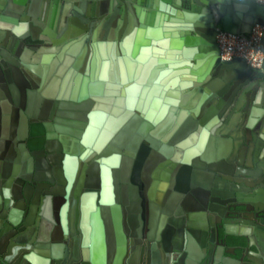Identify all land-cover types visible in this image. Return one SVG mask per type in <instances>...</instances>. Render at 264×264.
I'll list each match as a JSON object with an SVG mask.
<instances>
[{
    "label": "water",
    "instance_id": "95a60500",
    "mask_svg": "<svg viewBox=\"0 0 264 264\" xmlns=\"http://www.w3.org/2000/svg\"><path fill=\"white\" fill-rule=\"evenodd\" d=\"M255 23L261 68L221 59L218 31ZM182 45L199 46L201 60L191 65ZM0 86L17 110L28 95L41 113L52 105L33 121L77 150L58 145L54 159L46 139L44 174L38 159L18 170L15 158L6 173L0 162V264H264V153L254 162L239 150L253 119L264 134L263 4L0 0ZM119 168L140 217L126 218L116 195ZM241 217L253 230H227ZM228 237L239 258L224 255Z\"/></svg>",
    "mask_w": 264,
    "mask_h": 264
},
{
    "label": "crops",
    "instance_id": "0c3cea01",
    "mask_svg": "<svg viewBox=\"0 0 264 264\" xmlns=\"http://www.w3.org/2000/svg\"><path fill=\"white\" fill-rule=\"evenodd\" d=\"M180 48L182 49L180 50ZM180 48H179V51H185L188 49L190 50L188 53L191 56L188 58V61L190 62L191 65L194 66L197 61L201 60L200 58H195L196 55H200L199 46L197 47L195 45L194 47H187L185 45H182ZM96 49L98 51V47H96ZM192 50L194 54L190 53ZM181 74L184 75L183 73ZM181 74L180 73L178 74L179 80L182 78ZM25 98H26V102H25L26 108L25 109L20 108L19 110H17V108L15 107L16 104L10 100V98L6 95L5 89L2 86H0V162L1 164L9 163L8 164L9 166L6 168L5 173L6 171L8 172V170L10 172L14 168L12 161L15 158L18 159L17 163L15 164L18 170L24 168L26 163L28 164V161H29V159H27V157L30 154L29 151L32 150V146L28 145V142L33 136V131H34L32 130L34 129L32 128L33 119L30 114L31 113L37 114L39 105H37V100L33 96L28 95ZM245 114L246 113H244L242 117V113H241V117H242L241 123L244 122L245 120V117H246ZM257 120L258 119H253L254 123L249 124L248 126L250 127L248 141L245 140L244 135H242L241 137V145L239 148V150L243 152L241 159H243L244 157L243 155H245V153L249 152V157H251L252 159H255L254 162L259 161L258 159L263 160L262 157H260V155L264 153V134L261 135V133L258 132L259 121ZM259 141H262L263 143L260 144ZM8 142L10 143V146H11L9 150L5 148ZM255 147H257V149H255ZM7 152L10 153L9 155L10 159L9 157H6ZM241 159H239V161H241ZM223 163L230 165L231 167L230 168L229 166L228 167L225 166L224 168L226 170H232L233 172L236 173L237 165H235L234 162L229 161V160H223ZM220 174L222 175L229 174L228 176L231 177L230 173H225V174L220 173ZM222 175H219L216 172H214V177H217V176L222 177ZM226 181L229 184L232 183L229 180H226ZM45 224L46 225L48 224L47 220H45ZM243 229H246V230L248 229L250 231V230H253V226L250 225V222L247 221V219L242 218V217L238 219H233L231 220L230 224H227V230H231V231H235L239 233V232H242L241 230ZM230 247H232L231 244H228V246L225 247L224 255L226 257L234 258L235 255L233 254V252L237 250L236 248H234V251H233V248H230ZM239 257H240L239 255H236L235 258H239ZM187 261H191V259L186 260L184 262H187ZM243 261L247 263L250 262L247 256L244 257Z\"/></svg>",
    "mask_w": 264,
    "mask_h": 264
},
{
    "label": "flooded vegetation",
    "instance_id": "af4514ba",
    "mask_svg": "<svg viewBox=\"0 0 264 264\" xmlns=\"http://www.w3.org/2000/svg\"><path fill=\"white\" fill-rule=\"evenodd\" d=\"M50 29V28H49ZM51 31H53V29L51 28ZM95 64V63H94ZM113 98H117V97H119L120 95L119 94H112L111 95ZM41 108H42V105L40 106H38V117L42 114V115H44L45 117H46V119H49L48 117L50 116V115H52L53 113H55V108L51 105L50 107H48L47 108V110H43V112H44V114H43V112L41 113ZM68 111V110H67ZM82 112H84L83 113V115L84 116H87V111H85V110H82V111H80L79 113H81L82 114ZM38 117H35L34 118V121H33V125H32V128H34V129H32V130H34L33 131V136L31 137V139H30V141L28 142V145H30V146H32V150H30L29 152H30V154H29V156L27 157V159H38L39 161H38V167H39V169H38V173L40 172L41 174H44V172L45 171H47V169H46V167H45V165H44V161H42L44 158H45V155H46V153H45V151H44V149H40V150H38V148L43 144V143H45V141H51V145H52V147H51V151H54L53 152V155L55 154V157H54V159H64L63 158V156H61L60 157V152H58V151H56L57 149H58V145H60L62 148V150L64 151L65 149H66V147H67V149L70 151H77V150H75L74 148H73V142L71 141V140H69L68 138L66 139V138H64V139H62L61 138V134L60 133H57V131H56V129H55V126H54V124H51V123H49V122H47V123H44V122H42L41 120H39V119H37ZM47 124V125H46ZM48 124H50V126L48 125ZM30 127V126H29ZM64 127H66V126H64ZM27 128H28V126H27ZM53 135V136H49L48 138H47V136L48 135ZM28 137V136H27ZM27 139H29V138H27ZM47 139V140H46ZM20 148V147H19ZM35 149H37L38 151L37 152H35ZM20 152V151H19ZM31 152H34V155H32L31 154ZM65 153H66V151H65ZM66 154H68L69 156H71L72 155V153L70 154V153H66ZM127 163H129L126 159H124ZM124 164V163H123ZM78 170H79V165H78V168H77V172H76V176L78 175ZM119 170V175L117 174L116 176H115V178H116V182H117V188H118V191H116L115 190V192H116V195H117V197H118V199L119 200H124V202L126 203V204H128V205H126L125 207H124V209L127 211V214H126V218H129V217H131V214L133 215V214H137V216L138 217H140V212H139V210H143V206H141V204H140V201L138 200V199H136L135 197L134 198H132V196H131V193L129 192V189H128V187L126 186V183H123V181L121 180V178H120V175H123L124 174V170L123 169H121L122 171H120V168L118 169ZM194 170V169H193ZM86 173V175H90V172H88V171H86L85 172ZM128 174H132V173H128ZM194 175H195V173H193ZM129 175V176H130ZM128 176V177H129ZM125 179V178H124ZM208 179V178H207ZM121 187L122 188H124V190H122L121 189ZM46 198V197H45ZM44 198V199H45ZM48 200H49V198H48ZM69 202L70 203H73V198H71V197H69ZM132 203H136V207L137 208H139V210L138 211H135L134 209H136L135 207H134V209H132ZM128 210H127V209ZM130 208L132 209V210H130ZM163 216V214H161V216H160V218ZM146 217V216H145ZM164 218H165V222L164 223H162V225L161 226H159V222H158V225H157V229L159 228H161L162 227V231L166 228V225H167V223L166 222H168V220L170 219V216L169 215H167V214H164ZM149 221V220H148ZM164 224H165V226H164ZM157 234H159V232L157 231L154 235L156 236ZM171 241H172V239H171Z\"/></svg>",
    "mask_w": 264,
    "mask_h": 264
},
{
    "label": "built area",
    "instance_id": "2783aa9c",
    "mask_svg": "<svg viewBox=\"0 0 264 264\" xmlns=\"http://www.w3.org/2000/svg\"><path fill=\"white\" fill-rule=\"evenodd\" d=\"M254 1L264 5V0ZM262 29L263 26L255 23L248 33L219 30L216 41L220 58L223 60L241 58L249 67L261 68L263 62V52L260 47Z\"/></svg>",
    "mask_w": 264,
    "mask_h": 264
},
{
    "label": "trees",
    "instance_id": "16d2710c",
    "mask_svg": "<svg viewBox=\"0 0 264 264\" xmlns=\"http://www.w3.org/2000/svg\"><path fill=\"white\" fill-rule=\"evenodd\" d=\"M228 243L231 244V245H232V244H233V245L238 244V242H234V241H233V238H232V237H228Z\"/></svg>",
    "mask_w": 264,
    "mask_h": 264
}]
</instances>
